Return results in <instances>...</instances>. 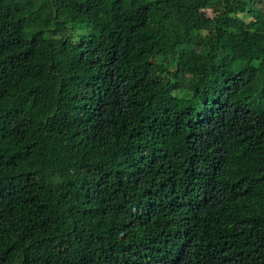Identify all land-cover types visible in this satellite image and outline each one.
<instances>
[{
    "label": "trees",
    "instance_id": "obj_1",
    "mask_svg": "<svg viewBox=\"0 0 264 264\" xmlns=\"http://www.w3.org/2000/svg\"><path fill=\"white\" fill-rule=\"evenodd\" d=\"M0 264H264V0H0Z\"/></svg>",
    "mask_w": 264,
    "mask_h": 264
}]
</instances>
